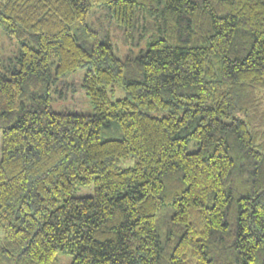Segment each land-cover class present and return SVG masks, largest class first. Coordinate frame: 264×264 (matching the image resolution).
Returning a JSON list of instances; mask_svg holds the SVG:
<instances>
[{
    "label": "trees",
    "instance_id": "16d2710c",
    "mask_svg": "<svg viewBox=\"0 0 264 264\" xmlns=\"http://www.w3.org/2000/svg\"><path fill=\"white\" fill-rule=\"evenodd\" d=\"M0 35V264H264V0H0Z\"/></svg>",
    "mask_w": 264,
    "mask_h": 264
},
{
    "label": "rangeland",
    "instance_id": "374dc122",
    "mask_svg": "<svg viewBox=\"0 0 264 264\" xmlns=\"http://www.w3.org/2000/svg\"><path fill=\"white\" fill-rule=\"evenodd\" d=\"M94 21V20H93ZM95 22V21H94ZM114 37L113 40L115 44L117 45L118 52L120 54V57L124 54L125 50L128 49V46H126L122 42L121 38V32L120 31H114ZM18 51V45L17 43L10 42L5 37L0 35V60L1 59H14L17 56ZM53 70V67H52ZM85 69L77 70L74 73H71L67 77H65L66 83H68L67 90H61L60 92L54 90V86H52V101L51 106L52 109L55 112H69V113H75V114H91L93 112L92 106L90 103L89 98L86 96L82 86L81 81L84 75ZM55 92V93H53ZM125 96V93L122 89L116 88L114 90L113 95L111 96V100L123 98ZM112 135H105L103 133L104 139L110 138ZM115 138V135L113 136ZM197 147H195V144L192 143L189 146V151H194ZM134 164V160H124L120 163V167L126 168L131 167ZM93 194V186H87V187H80L78 186L75 188L73 195L74 196H91ZM1 237V235H0ZM67 259L65 257H61L59 259L60 264H66Z\"/></svg>",
    "mask_w": 264,
    "mask_h": 264
}]
</instances>
